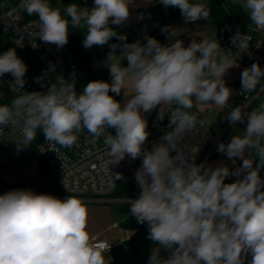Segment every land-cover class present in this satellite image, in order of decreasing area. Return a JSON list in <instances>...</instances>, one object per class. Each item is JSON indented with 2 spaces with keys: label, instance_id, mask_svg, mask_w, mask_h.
<instances>
[{
  "label": "clouds",
  "instance_id": "1",
  "mask_svg": "<svg viewBox=\"0 0 264 264\" xmlns=\"http://www.w3.org/2000/svg\"><path fill=\"white\" fill-rule=\"evenodd\" d=\"M132 3L93 0L91 7L72 3L62 12L49 0H21L20 9L38 17L39 31H29L36 22L26 25V35L19 33L16 39L18 47H23L27 36L34 50L37 40L60 49L69 42V26L86 28L82 42L86 50L110 48L105 65L111 83L90 81L77 95L75 82L61 78L59 87L25 93L12 101L11 108L0 104V134L8 126L19 128V152L36 138L37 129L46 141L66 147L75 143L74 133L86 129L93 139L104 137L114 164L126 156L133 161L142 158L135 172L141 191L129 202V211L139 224H147V238L159 246L151 250L148 264H245L249 253V264H264V179L259 174L264 167V104L251 112L237 106L226 117L231 124L247 121L243 135H234L217 147L234 163L242 159L234 170L227 165L196 164L192 147L182 143L186 134L203 127L204 122L188 111L194 104L222 109L228 105L233 90L226 86L224 76L238 66L236 61L248 51L251 37L240 31L233 35L238 55H223L218 40L193 39L184 46L175 39L171 26L162 28L168 33V44L154 37H147L145 44L128 43L127 36L110 25H124ZM159 3L178 8L185 23L209 20L211 15L205 4L194 0ZM243 8L257 30H264V0H244ZM113 37L120 43L110 44ZM125 59L127 66H122ZM27 70L15 48L0 54V77L11 74L21 89ZM51 71L54 66L45 75ZM262 78L264 68L258 63L245 68L240 94L254 91L257 85L264 88ZM126 87L133 94L123 103L109 95L118 96ZM163 106L170 109L171 130L147 150L144 145L150 133L143 114ZM106 128L115 129V135H105ZM248 150L252 155L246 158ZM254 161H258L256 167ZM230 175L237 179L225 183ZM116 178L122 177L117 173ZM86 222L87 209L76 197L62 200L30 189L10 190L0 195V264H110L105 253L111 245L93 246ZM161 248L168 252L166 259Z\"/></svg>",
  "mask_w": 264,
  "mask_h": 264
},
{
  "label": "built area",
  "instance_id": "2",
  "mask_svg": "<svg viewBox=\"0 0 264 264\" xmlns=\"http://www.w3.org/2000/svg\"><path fill=\"white\" fill-rule=\"evenodd\" d=\"M64 1L49 0V3L54 4ZM76 1L82 5L87 2V0ZM20 3L21 0H0V31L5 33L19 49H28L49 55L55 64L57 87L60 86L61 78H63L70 83L74 81L77 91L78 66L72 49V32L69 30L68 44L60 49L55 45L37 40L38 48L34 50L30 47V39L27 36L23 40V47H18L15 44L16 39L19 38V33L26 35L24 31L26 25H29L30 22H36L32 23L29 31H39L38 17L35 15L28 16L24 10L20 9ZM237 31L251 37L248 42V51L242 54L237 61L241 62L245 68L250 67L253 63H258L261 68H264V58L261 56V51L264 50V30H257L253 23L248 30L242 29L234 20H228L217 26L215 40H218L225 55H229L230 53L234 55L240 54L239 50L232 45V37ZM38 77H40L38 73L28 74L24 78L25 84L21 89L18 84L14 83V77L11 74H4L0 77V104H8L11 108L12 101L19 96L25 95V93H45L41 79L39 83L37 82ZM261 83L264 84V78H262ZM240 93L241 84L230 98L229 107L234 109L239 106L242 110L251 112L252 106L264 95V88L261 85H257L254 91L245 94ZM161 117L162 119L159 117L153 118L148 127L150 135L156 138L157 143L161 142V137L165 132L171 130L167 115L164 114ZM240 123L246 127L247 121L245 120ZM232 125L228 122L213 144L208 146L201 164L206 165L208 163L216 145ZM110 132L115 135L114 130L105 129V135ZM74 135L77 137L75 143L70 147H66L46 141L42 130H40L31 144L18 152L16 140H22L19 128L5 127L2 134H0V172L7 166L19 171L26 170L33 164L36 158L40 157L44 159L48 170L54 177L55 184H59L62 187L66 197H76L85 202L112 201L116 199L113 197V193L118 183H129L133 180L131 170L135 160L133 161L126 156L124 160L118 164H114L113 158L107 155L103 136L93 139L86 129L74 133ZM185 138L186 135L184 140ZM117 173L121 175V179L116 178ZM0 189L7 190L8 188L0 182ZM137 198H123L121 201L127 202ZM101 243L111 245L110 251L115 246L113 242L103 239H95L91 242L93 246H98ZM148 261L145 264H148Z\"/></svg>",
  "mask_w": 264,
  "mask_h": 264
},
{
  "label": "crops",
  "instance_id": "3",
  "mask_svg": "<svg viewBox=\"0 0 264 264\" xmlns=\"http://www.w3.org/2000/svg\"><path fill=\"white\" fill-rule=\"evenodd\" d=\"M65 1L67 2L65 7L72 3H76L80 7H83V5L76 0ZM208 1L209 0H194V2L205 4L207 7ZM229 1L238 3L242 7L244 4V0ZM62 4L63 2H58L51 4V6L54 8H61V11L63 12L65 7H63ZM130 13V18L124 25H110L118 33L126 35L129 38L130 43L139 40L142 44H145L147 42V37H154L160 43L168 44L170 42L168 33L162 32V28L165 26H171L173 28V34L176 36L175 39L182 40L184 46H188L193 39L197 42H200L201 39H208L210 41L215 40L217 35V27L211 24V15L209 20L185 23L181 16L172 17L169 14L168 7L165 8L161 5L159 0H133V3L130 5ZM141 14H143V19L139 18ZM221 53L225 55V52L222 49ZM116 54L119 55L120 52ZM106 57L93 60L91 66L95 80H103L111 83L109 69L105 65ZM236 62L238 66L229 69L224 76L226 86L233 90V95L241 84V72L245 69L241 62ZM127 63L126 59L121 61L122 66H127ZM132 94V89L126 87L125 92L123 90L121 91L118 101L123 103L130 99ZM257 103L259 106L264 104V95L257 100ZM174 106L175 105H173V107ZM259 106L256 107L259 108ZM232 110L233 109L229 107V103L223 109L211 104L203 106L194 104L191 109H188L190 113L197 115V117L204 122L203 127H199L197 131L186 134L183 143L192 147V154H195V148H198V151L196 152L198 153L205 147L213 144L229 122L226 117ZM169 111L170 109L167 106H163L160 109L158 107L156 109V117H159L160 114H166L167 119L169 120ZM251 111H253V109ZM244 128L245 127L241 123L233 124L226 131L223 138L230 140L234 135H243ZM251 155L252 150L246 151V158L251 157ZM242 163V159L238 158L234 163L232 160L228 159L226 155H222L209 160L206 166L215 168L220 165H227L230 170H234L235 168L240 167ZM254 165L255 163L253 164V167ZM5 170L8 172L17 171L25 174H20L18 178L12 180L3 174ZM44 171H47L50 174L51 179V183L46 187L42 186L43 182L39 179ZM242 178L243 175L240 179ZM227 179L232 183L235 182L237 177L230 175ZM0 182L8 188L7 190L0 189V195H3L10 190L30 189L36 194L48 192L50 195H54L62 200L67 198L60 185L55 184L54 177L50 171L46 167L42 169L39 160H35L29 168L23 171L16 170L10 166L5 167L0 172ZM121 202L123 201H121L120 198H116L112 201H83L84 206L87 209L86 231L89 233L90 243L95 239H103L115 244L113 250L105 253L107 257L111 258L110 264H145V248L142 242L139 239L136 240L133 244L134 250L129 244L134 238L136 230L122 225V222L127 218V215L123 213L119 206ZM251 259L252 256L250 253L245 255V264H249Z\"/></svg>",
  "mask_w": 264,
  "mask_h": 264
},
{
  "label": "trees",
  "instance_id": "4",
  "mask_svg": "<svg viewBox=\"0 0 264 264\" xmlns=\"http://www.w3.org/2000/svg\"><path fill=\"white\" fill-rule=\"evenodd\" d=\"M93 3V0H87V2L83 5V7H91ZM208 7L211 10V24L215 27H217L220 24H223L224 22L228 20H234L236 21L239 26L244 29L248 30L250 29V26L252 24L251 20L248 17V14L243 9V7L238 4L231 2L229 0H209L208 1ZM169 14L172 17H178L181 16L180 10L178 8H172L168 7ZM69 30L72 32V49L75 54L76 60H77V66H78V81H77V95L81 94L83 88L87 85L88 82L94 81V73L91 66V62L95 59L106 57L108 55V52L110 51V48L108 45L105 46H93L91 49H85L83 46V40L86 34V31L83 27L81 28H73L69 26ZM127 42L130 43L129 38L127 37ZM111 43H120L115 37L112 38V40L109 42ZM9 48H15L17 55L25 62L27 65V72L25 74V77L30 73H38L41 77V82L43 85L44 92H47L49 87L55 86L57 87V77H56V69L53 59L43 52L28 50V49H19L17 48L10 38L0 31V52L3 54L5 51H7ZM120 49L116 50V53H119ZM50 66H54V71H51L48 73V75H45V72L50 68ZM109 95L114 96V98L118 101L120 96L115 95L114 93H109ZM259 104L256 103L252 106L253 110H256ZM251 109V110H252ZM156 109L151 111L150 113H144L145 119L148 121V127L150 122L153 118L156 117ZM112 129V128H110ZM40 129H37V132H39ZM115 131V129H112ZM148 130V129H147ZM149 132V131H148ZM229 140H226L222 138L218 144L216 145L214 152L210 158L215 159L217 157H220L224 154L217 151L218 145L223 142L227 143ZM157 143V140L154 136L149 135L148 140L144 147L147 150H151L153 144ZM208 148L205 147L202 151L193 154L195 155V163L201 164V161L204 157L205 151ZM171 155H176L175 152L170 153ZM255 158V157H254ZM36 160H39L42 166V169L45 167L48 169L44 159L38 157ZM135 162L138 164V167H140L142 163V158H137ZM256 167V164L258 161H254ZM260 176L262 179H264V167L260 169ZM225 183H230V180L227 178L225 179ZM264 190V189H262ZM140 188L138 187L135 177L133 180L129 183H118L116 190L113 193V197L115 198H132V197H139ZM130 201L127 202H121L119 204L121 210L124 214L127 215V218L122 222V225L127 228H132L136 230V234L134 238L129 242L131 248L134 250L133 244L136 242V240H140L145 248V263L149 260V257L151 255V250L153 247H157L158 245H155L153 241L148 239V226L147 224H139L135 217H133L129 211L130 209ZM161 256H163L165 259L168 257V252L165 251L163 248L160 250Z\"/></svg>",
  "mask_w": 264,
  "mask_h": 264
},
{
  "label": "rangeland",
  "instance_id": "5",
  "mask_svg": "<svg viewBox=\"0 0 264 264\" xmlns=\"http://www.w3.org/2000/svg\"><path fill=\"white\" fill-rule=\"evenodd\" d=\"M261 54L264 58V50L261 51ZM138 164L135 162L134 165H133V168L131 170V176L134 178L135 177V172L136 170L138 169ZM7 178L9 179H16L19 177L20 174H25V173H22V172H17V171H14V172H8L5 170V172L3 173ZM43 182L42 186L46 187L47 185H49L51 183V179H50V174L47 172V171H44L43 174L40 176V178Z\"/></svg>",
  "mask_w": 264,
  "mask_h": 264
},
{
  "label": "water",
  "instance_id": "6",
  "mask_svg": "<svg viewBox=\"0 0 264 264\" xmlns=\"http://www.w3.org/2000/svg\"><path fill=\"white\" fill-rule=\"evenodd\" d=\"M66 4H67V2L65 1V2H63L62 6L65 7ZM85 31L87 32V29L86 28H85ZM61 189H62V187H61Z\"/></svg>",
  "mask_w": 264,
  "mask_h": 264
}]
</instances>
